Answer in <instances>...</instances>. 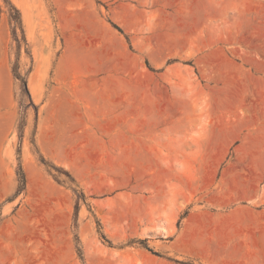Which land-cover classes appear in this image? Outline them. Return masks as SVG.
Masks as SVG:
<instances>
[{
  "label": "rangeland",
  "instance_id": "obj_1",
  "mask_svg": "<svg viewBox=\"0 0 264 264\" xmlns=\"http://www.w3.org/2000/svg\"><path fill=\"white\" fill-rule=\"evenodd\" d=\"M263 123L264 0H0V264H264Z\"/></svg>",
  "mask_w": 264,
  "mask_h": 264
},
{
  "label": "crops",
  "instance_id": "obj_2",
  "mask_svg": "<svg viewBox=\"0 0 264 264\" xmlns=\"http://www.w3.org/2000/svg\"><path fill=\"white\" fill-rule=\"evenodd\" d=\"M255 134L250 140L255 158L247 164H227L220 175L217 194L227 197V214L243 217L247 213L251 220L264 221V123L255 129Z\"/></svg>",
  "mask_w": 264,
  "mask_h": 264
},
{
  "label": "trees",
  "instance_id": "obj_3",
  "mask_svg": "<svg viewBox=\"0 0 264 264\" xmlns=\"http://www.w3.org/2000/svg\"><path fill=\"white\" fill-rule=\"evenodd\" d=\"M10 5H11L12 8H13L14 10H16V11L19 13V15H20V10L16 7V5H14L12 2H10ZM24 88H25L26 92L29 93V91H28V86H27L26 83H24ZM18 174H19V178H20L21 184L23 185V190H24V185H25V173H24L23 168H22L21 165L19 166V172H18Z\"/></svg>",
  "mask_w": 264,
  "mask_h": 264
}]
</instances>
